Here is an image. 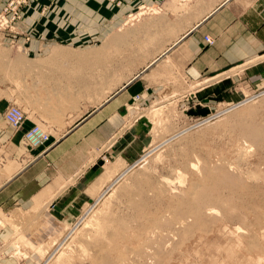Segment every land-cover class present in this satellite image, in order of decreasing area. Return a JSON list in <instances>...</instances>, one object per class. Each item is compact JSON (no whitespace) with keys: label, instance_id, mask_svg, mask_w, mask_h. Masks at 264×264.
I'll return each instance as SVG.
<instances>
[{"label":"rangeland","instance_id":"1","mask_svg":"<svg viewBox=\"0 0 264 264\" xmlns=\"http://www.w3.org/2000/svg\"><path fill=\"white\" fill-rule=\"evenodd\" d=\"M65 1H0L4 81L10 79L11 52L25 31L89 28L91 7ZM105 1L119 7L123 0ZM192 1L141 4L126 17L111 20L109 27L105 22V35L94 45L84 41L78 51L84 63H96L92 70L84 69V77L97 76L107 91L132 79L155 57L151 48L192 24L185 16ZM236 71L229 77L199 79L209 80L191 89L160 87L145 102L140 94L134 100L135 94L128 114L136 111L142 127L136 132L134 156L106 155L97 161L95 174L107 164L111 174L74 217L56 219L46 205L5 209L0 214V264H264V78L248 80ZM214 168L236 176L239 185H222L218 199L200 205V216L194 218L184 203L193 201L203 184L212 183L207 173ZM87 208L90 212L81 219ZM143 224L162 226L163 236L138 233Z\"/></svg>","mask_w":264,"mask_h":264},{"label":"crops","instance_id":"2","mask_svg":"<svg viewBox=\"0 0 264 264\" xmlns=\"http://www.w3.org/2000/svg\"><path fill=\"white\" fill-rule=\"evenodd\" d=\"M163 2L123 0L117 7L105 0H66L65 5L91 7L88 29H34L18 37L9 58V81L0 71V92L6 84L0 96V214L31 204L46 205L60 220L77 215L84 200L101 187L95 182L99 174L93 172L97 161L106 155L134 156L136 132L142 127L136 111L128 114L135 94L145 102L160 87L191 89L212 78L229 77L236 68L233 74L248 80L264 78V0L188 2L185 16L192 24L151 48L155 57L132 79L107 91L97 76L84 77V69L96 64L84 63L77 55L84 41L97 43L105 35V22L109 27L111 20L126 17L137 5ZM100 6L105 7L101 12ZM204 35L213 43L207 44ZM2 64L0 55V70ZM202 78L209 79L198 81ZM8 104L24 110L20 128L5 122ZM34 124L49 138L31 148L23 132Z\"/></svg>","mask_w":264,"mask_h":264},{"label":"bare ground","instance_id":"3","mask_svg":"<svg viewBox=\"0 0 264 264\" xmlns=\"http://www.w3.org/2000/svg\"><path fill=\"white\" fill-rule=\"evenodd\" d=\"M239 104V103H238ZM160 109V108H159ZM155 110V109H154ZM153 110V111H154ZM150 113H151V111H150ZM217 115V114H216ZM129 116V115H128ZM245 131H247V130H245ZM248 132V131H247ZM180 133V132H179ZM178 134V133H177ZM245 135H247V137H251V139H253V140H257L258 138H257V136L255 135V133H253V132H249V136H248V134H245ZM161 145V144H160ZM150 153V152H149ZM149 153H145L141 158H143L145 155H148ZM129 168V167H128ZM126 170V169H125ZM125 170H123L122 172H121V174L123 173V172H125ZM232 173V172H231ZM110 174H111V164H107V165H105V167H104V171L97 177V180L95 181V182H97V183H99V185L101 186V185H103L104 183H105V181H107L108 180V178H109V176H110ZM233 174H235V173H233ZM122 175H124V174H122ZM121 177V176H120ZM118 177H115L114 179H112L100 192H99V194L97 195V197L95 198V202H97V201H99L101 198H103V196L107 193V191H108V189L113 185V183L116 181V179H117ZM207 178L208 179H211V181H212V183H210L209 185H205V184H203V186L200 188V190L199 191H194V192H196L195 193V196L194 195H192V197L194 196L195 198H194V200L193 201H190V202H185L184 204L186 205V207H188V211L190 210L191 212H192V214H193V217L194 218H198L199 216H200V214H199V206L200 205H202V204H204V203H207V202H210V203H212V202H215L217 199H218V196H219V191H220V188H221V186L222 185H225V186H229V187H231V189L232 188H236V187H238V185H239V181H238V179H237V177L235 176H233L232 174H230V173H228L227 172V170H225V169H221V168H214L212 171H210V172H208L207 173ZM240 179V178H239ZM118 180V179H117ZM242 185V184H241ZM240 185V186H241ZM194 190V189H193ZM132 192V191H131ZM188 196V195H187ZM142 197V196H141ZM191 197V198H192ZM189 199H190V197H189ZM148 200V199H147ZM145 203V202H144ZM144 205V204H143ZM141 206V205H140ZM146 206V205H145ZM92 207V206H91ZM144 207V206H143ZM90 210H91V208H87V209H85V212L83 213V215L81 216V219H82V217H84L86 214H88L89 212H90ZM177 210H179L178 209V206H177ZM145 212V211H144ZM182 212V211H181ZM184 212V211H183ZM187 212V211H186ZM182 214V213H181ZM191 215V214H190ZM162 216V215H161ZM189 216V215H188ZM190 217V216H189ZM161 218V217H160ZM165 219V218H164ZM161 220V219H160ZM167 221V220H166ZM164 222V221H163ZM168 223H169V221H168ZM167 223V224H168ZM159 224V223H158ZM172 224V223H171ZM164 225H165V223H164ZM171 226V225H170ZM174 226V225H173ZM187 226V225H186ZM75 227H76V225H75ZM162 226H160V225H153L152 227H150V226H146L145 224H143L142 226H137V232L138 233H144L145 235H147L149 232H151V233H154V234H156V233H159V234H161L162 235V228H161ZM113 228V227H112ZM123 230H125V229H122V231ZM135 230V229H134ZM164 231V230H163ZM107 233V232H106ZM121 234V233H120ZM107 235H108V233H107ZM116 235V234H115ZM164 235H165V233H164ZM104 236V235H103ZM111 236V235H110ZM163 236V235H162ZM171 236V235H170ZM135 237V236H134ZM155 237H157V236H155ZM103 238V237H102ZM168 238V237H167ZM105 239V238H104ZM159 239V238H158ZM158 239H156V240H158ZM105 240H107V237H106V239ZM104 240V241H105ZM108 241V240H107ZM163 241V240H162ZM162 241H161V243H162ZM154 243V242H153ZM160 243V244H161ZM158 244V243H157ZM159 245V244H158ZM148 247V246H147ZM152 247H153V245H152ZM154 248V247H153ZM142 249V248H141ZM147 249H149V248H147ZM159 249V248H158ZM140 250V249H139ZM142 252V251H141ZM136 253H138V252H136ZM135 254V253H134ZM145 255H147L146 253H145ZM157 255V254H156ZM132 256V255H131ZM140 256V255H139ZM149 255H147L146 257H148ZM151 256V255H150ZM127 257V256H126ZM136 257V256H135ZM143 257V256H142ZM156 257V256H155ZM48 258H50V257H48ZM124 258H125V256H124ZM131 258V257H130ZM132 258H133V256H132ZM132 258H131V260H132ZM126 259V258H125ZM128 259V258H127ZM137 259V258H136ZM135 259V260H136ZM149 259V258H148ZM48 260V259H47ZM106 260H108V259H106ZM122 260V259H121ZM129 260V259H128ZM133 261V260H132ZM145 261V260H144ZM143 261V262H144ZM151 261V260H150ZM103 262V261H102ZM108 262H110V261H108ZM129 262H130V260H129ZM134 262V261H133ZM137 262V261H136ZM135 262V263H136ZM149 262V261H148ZM138 263H139V260H138ZM137 263V264H138ZM105 264V263H104ZM120 264H126V262L124 263L123 261L120 263ZM140 264H142V263H140Z\"/></svg>","mask_w":264,"mask_h":264},{"label":"built area","instance_id":"4","mask_svg":"<svg viewBox=\"0 0 264 264\" xmlns=\"http://www.w3.org/2000/svg\"><path fill=\"white\" fill-rule=\"evenodd\" d=\"M204 40L207 44L213 43V39L209 35H204ZM139 98L140 95L138 94L134 96V100H138ZM3 117L5 122L9 126L17 129L21 127L25 117V113L24 110L17 104H10L4 110ZM48 138V132L37 124L32 125L31 127L25 129L23 132L24 143L31 148H36L42 145L45 141L48 140Z\"/></svg>","mask_w":264,"mask_h":264},{"label":"trees","instance_id":"5","mask_svg":"<svg viewBox=\"0 0 264 264\" xmlns=\"http://www.w3.org/2000/svg\"><path fill=\"white\" fill-rule=\"evenodd\" d=\"M99 162V161H98Z\"/></svg>","mask_w":264,"mask_h":264}]
</instances>
